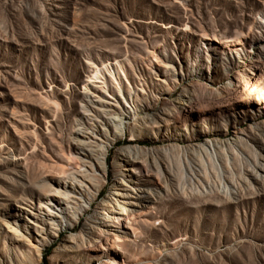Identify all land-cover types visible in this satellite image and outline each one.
Segmentation results:
<instances>
[{"label": "rangeland", "instance_id": "374dc122", "mask_svg": "<svg viewBox=\"0 0 264 264\" xmlns=\"http://www.w3.org/2000/svg\"><path fill=\"white\" fill-rule=\"evenodd\" d=\"M111 260L264 264V0H0V264Z\"/></svg>", "mask_w": 264, "mask_h": 264}, {"label": "bare ground", "instance_id": "6f19581e", "mask_svg": "<svg viewBox=\"0 0 264 264\" xmlns=\"http://www.w3.org/2000/svg\"><path fill=\"white\" fill-rule=\"evenodd\" d=\"M260 100L263 101V98L260 99ZM118 120H119L118 123H121V119H118ZM201 147L207 153V155L209 154L208 156H210V159L212 160V162L216 166H218L220 168V164H219V162H218V160L216 158V150L214 148L213 143L207 142V143H204ZM234 153L238 154L236 149H234ZM86 166L89 167L90 169L93 168L92 163L89 162L88 164H86L84 161H81V163L76 166V171H71L69 173V180L67 179V181H59L58 182L59 183V188L54 190L55 191V193L53 194L54 198L51 199V200H48V204H50V206L47 205V204H45V205L44 204H40V206H43V207L46 206L45 207L46 210H45V214H44V220H45L46 223L49 224L51 229L55 230V229H57V226H59V225H61L60 226L61 228L63 227L62 226V222L61 223L56 222L57 221L56 220L57 217H59L60 219L66 217L64 215V211L62 212V211L58 210V208H61L60 205H62V204L65 205L66 204L68 208H72V210L74 209V207L70 206V205H75L76 204L77 200L75 199L76 198L75 195H77V194L79 195L80 191H81V187H85V182H84L85 174H83V173L87 170ZM227 166H228V168H230L229 164ZM139 171H141L142 173H144L147 176H153V181L155 180L154 182H157V180L159 178V174H158L159 171H157L155 174H152L151 171L148 168H146V167H143V168L139 169ZM76 173H78V175H79V178H77V179L75 178L76 177L75 176ZM137 192H138V198H141V197L142 198H147L152 193L151 191L144 190V189H142V190L139 189ZM80 198H81V196H80ZM116 207L119 210H116L115 209ZM103 209L104 208H102L99 211H96V214L94 212L95 215H94V219H93L94 221L93 222L95 224H98L99 226H103V227H108V226H111V223H115L117 225L116 227H118L116 229V232H120L121 233L122 231H121L120 227L122 228V224H121L120 221L121 220L123 221L124 219H121L120 217L122 215H126L127 214L128 208H126L125 206H120L118 204H115V207L111 208L109 211H104ZM74 214L75 213L73 212L72 216H75ZM41 216H43V215H41ZM66 219H65V222H66ZM64 227L66 229L67 228H73V224L69 223V222H66ZM83 231H84V236L81 238L80 242L77 243L76 241L73 240L72 237H69V238H67L65 240V242L70 244L69 246H67L68 248H72V247H76V246H80L82 248H88V245H90L91 247H89L88 249L94 251L95 254H97V255H102L105 252L106 248L107 249L108 248H112L111 245H108V247L104 246V243L102 242V239L98 235L94 234V230L92 229V226L90 224L85 223L84 226H83ZM57 235L58 234H55L53 236H57ZM114 238H115V236H114ZM43 239H46V238H43ZM117 241H118V239H117ZM41 244H42V239H41V241L40 240H36L37 248ZM111 261H112L111 264H116V263H114L113 260H111Z\"/></svg>", "mask_w": 264, "mask_h": 264}]
</instances>
